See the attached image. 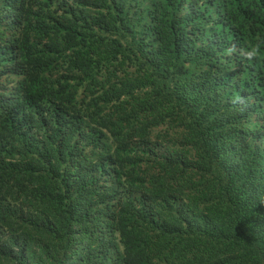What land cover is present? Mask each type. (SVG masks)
<instances>
[{
	"label": "trees",
	"instance_id": "obj_1",
	"mask_svg": "<svg viewBox=\"0 0 264 264\" xmlns=\"http://www.w3.org/2000/svg\"><path fill=\"white\" fill-rule=\"evenodd\" d=\"M0 264H264V0H0Z\"/></svg>",
	"mask_w": 264,
	"mask_h": 264
},
{
	"label": "clouds",
	"instance_id": "obj_2",
	"mask_svg": "<svg viewBox=\"0 0 264 264\" xmlns=\"http://www.w3.org/2000/svg\"><path fill=\"white\" fill-rule=\"evenodd\" d=\"M235 45L231 46L229 49H227L228 53L231 54L233 51H235ZM260 51H258V46L255 44L251 47V51L248 53V55L244 56L248 60H253L257 58L260 55Z\"/></svg>",
	"mask_w": 264,
	"mask_h": 264
}]
</instances>
